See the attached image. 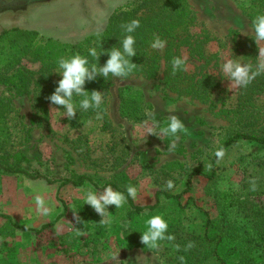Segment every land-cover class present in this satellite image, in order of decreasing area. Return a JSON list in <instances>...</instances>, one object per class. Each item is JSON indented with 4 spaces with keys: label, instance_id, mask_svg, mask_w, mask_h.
Instances as JSON below:
<instances>
[{
    "label": "rangeland",
    "instance_id": "rangeland-1",
    "mask_svg": "<svg viewBox=\"0 0 264 264\" xmlns=\"http://www.w3.org/2000/svg\"><path fill=\"white\" fill-rule=\"evenodd\" d=\"M187 3L194 20L191 31L211 40L205 47L207 59L198 63L204 66L202 72L215 75L220 83L210 98L202 102L164 87V47L157 50L160 69L154 79L112 78L108 90L101 92L100 117H88L84 123L77 120L74 125L63 117L60 106L43 101V94L62 79L55 72L57 61L80 53L88 56L91 47L101 51L100 37L111 16L132 11L137 0H0V163L49 179L84 175L101 183L116 181L123 189L131 184L137 188L135 202L151 205L156 191L177 194L185 189L193 170H206L227 133L264 131V94L232 85L220 71L228 59L249 64L264 60V42L253 41L250 27L264 14V5L259 0ZM159 5L149 3L137 16H149ZM49 43L56 45L47 55ZM78 44L80 53L73 47ZM181 57L187 58L186 51ZM171 115L178 116L187 130L168 151L171 138L148 134V129L154 120L163 126ZM215 170L214 185L192 179L188 197L198 210L180 211L175 203L163 201L154 215L179 219L183 234L193 240L204 235V212L226 221L225 226L244 238H257L258 230L264 233V147L237 142L216 161ZM169 180L174 183L171 190L166 189ZM89 189L93 190L90 186L57 190L43 181L0 176V214L30 229L4 230L0 264H177L173 245L156 252L130 246L137 232L118 228L125 222V205L109 206L103 223L93 209L90 215L82 214ZM36 196L44 199L48 215L37 210ZM59 215L62 218L50 230L35 234ZM6 224L0 219L2 227ZM260 244L254 247L256 257L264 255V243ZM111 254H119L117 260L112 261ZM220 255L228 264L239 258L228 243ZM204 256L206 252L192 264H212Z\"/></svg>",
    "mask_w": 264,
    "mask_h": 264
},
{
    "label": "trees",
    "instance_id": "trees-1",
    "mask_svg": "<svg viewBox=\"0 0 264 264\" xmlns=\"http://www.w3.org/2000/svg\"><path fill=\"white\" fill-rule=\"evenodd\" d=\"M163 1L164 2L161 0H137L138 5L135 6L132 11L118 12L111 16L107 28L100 37L103 43L101 51L106 53L114 47H119L120 41L125 35L121 26L133 19L139 20L140 27L135 33H133L136 38L135 47L137 55L132 58V63L136 64L137 67L135 71L128 76H142L146 79H154L157 76L160 69V56L157 50L150 47V44L154 38L159 37L166 42L164 51V70L161 80L164 87L179 96L206 102L210 98V93L220 87V83L216 79V76L211 73L202 72L201 70L204 69V66L198 64L200 61L207 59L205 47L211 40L209 37L204 36V33H195L191 31L194 20L187 0ZM259 1L264 5L263 0ZM155 2H160V5L157 10L151 13V15L137 16L140 8L149 3L153 4ZM8 33L9 32L6 31L2 34V36L4 37ZM50 43L47 46V55H49L50 51L53 49L52 46L56 45ZM80 46L81 45L78 44L73 47H76L80 53ZM183 50L186 51V59L181 57ZM80 54L82 56H87L83 53ZM176 57L181 58L185 63L182 70L173 73L172 60ZM108 58L109 56L107 54L101 55L98 61L90 56L88 57L91 63H98L99 66H103ZM195 63H197V65H195ZM187 66L191 67V69H187ZM111 80L112 78L104 80L102 77H97L93 81H86L83 87L89 92L93 90L106 92L111 84ZM56 87H58V84H52L51 89L43 94V101L45 103H49L47 97L54 94ZM248 89H256V92L264 94V76H256L246 88H243L244 91ZM103 105L101 112L103 110ZM95 115H97V113L92 110H88L86 112L78 111L76 117L72 120V123L74 125L77 124V120L80 121V123H84L88 117H93ZM240 141L258 144L264 147V131L259 134L237 131L229 132L223 139L220 140L216 150L222 148L225 151ZM17 158H21V156H17ZM216 161L217 158L213 154L209 159V162L212 163L211 169L193 170L189 174V179L186 183L185 189L181 192L177 194H170L164 191H156L153 204L151 205H139L134 199L128 198L127 204H125L127 209L125 222L118 228L124 232H137L138 235H134V237L130 240V246L132 248L156 252L162 249H167L168 246L173 245L175 248L177 264H180L178 259L179 256H183L185 258L184 264H192V260L194 263L200 262L203 252H206V256H204V258L208 263L228 264L224 257L220 255L224 244L228 243L232 246L233 252L236 255L239 254L238 261L235 264H264V255H258L256 257L255 254L257 250H254V247L257 244H260L261 242L264 243V233L258 230L257 238L254 236L244 238L233 232L232 228L225 226L226 224H224V222L226 221L222 219H211L209 214L205 212L204 216L206 217V221L204 226V235L200 239L193 240L190 236H185L181 230L180 220L167 217L165 218L169 225L167 234L173 235L174 240H165L161 242L160 247L155 250L149 249L141 243V233L139 232V228L142 225H145V221L156 213L163 201L175 203L180 211H184L189 208L198 210L199 207L193 199L188 197L191 192L192 179L199 177L205 180L208 184L214 185L216 179ZM0 176H21L30 181H43L48 186H57V190L67 186L77 189L90 186L94 191L102 192L105 187L111 186L113 190L124 192L126 195V189L121 188L116 181L101 183L84 175H73L72 177L49 179L38 172H28L16 166L3 165L0 163ZM90 210L91 208L87 206L82 211V214L85 216L86 214L90 215L88 213ZM61 218L62 215H59L53 222L43 225L38 230H34L35 234H40L44 231L50 230ZM93 218L98 219L96 215L93 216ZM0 219L5 220L7 223L5 227L0 225V236H2L4 230L7 229L8 231H30V229H24L14 224L11 218L7 215L0 214ZM103 231L101 233L102 235L105 233V227ZM189 242L193 244V247L185 251L186 245ZM176 245L180 246L179 250L176 249ZM189 251L192 252L191 255L188 254Z\"/></svg>",
    "mask_w": 264,
    "mask_h": 264
},
{
    "label": "clouds",
    "instance_id": "clouds-1",
    "mask_svg": "<svg viewBox=\"0 0 264 264\" xmlns=\"http://www.w3.org/2000/svg\"><path fill=\"white\" fill-rule=\"evenodd\" d=\"M123 39L120 41L119 47H114L108 52L98 51L97 47H91L88 50V56L80 54L71 55L67 58L61 57L57 61L55 72L62 76L58 81L54 94L47 97L51 105L60 106L63 111V117H67L69 121L73 120L78 111L86 112L92 110L97 113V118L100 117L104 94L100 91L93 90L91 92L84 89L86 81H93L97 77H102L104 80L110 78H125L133 71L137 65L132 63V58L137 55L136 38L133 33L140 27V21L133 19L130 22L123 24ZM250 27L254 30L253 41L255 43L264 42V14L258 15L251 22ZM165 41L156 37L150 44L154 50L163 49ZM264 53V50H261ZM107 54L109 58L103 66L98 63H91L88 57L99 60L101 55ZM184 60L176 57L172 60L173 73L182 70ZM220 71L227 76V80L232 85L240 88H246L252 80L261 73H264V60L258 61L255 64L240 63L235 59H228L220 66ZM59 111V110H58ZM158 129V130H157ZM184 122L176 115H171L164 123L160 125L159 121L154 120L152 128L148 129V134L155 136H166L171 138L172 146L168 151H172L175 142L179 140L180 135L186 132ZM217 162L224 156V150L221 148L214 153ZM207 168L211 169L212 163L209 162ZM252 190H255V181L251 182ZM174 187L173 181L166 182V189L171 190ZM137 197V188L131 184L126 187V195L124 192L115 191L111 186H107L102 192H97L89 189L84 195V205H88L102 218L100 223L105 222L106 215L109 214V206H115L120 209L127 204L128 198L135 199ZM37 210L44 215H48L50 209L45 206V201L41 196L35 197ZM168 222L160 215H153L145 221V230L141 233V243L149 249H158L161 242L174 240V236L168 233ZM77 230V234H80ZM179 250V245L175 246ZM193 247L189 242L186 245L185 251ZM119 255V254H118ZM117 254H111L112 261L117 260ZM180 264H184L185 258L178 257Z\"/></svg>",
    "mask_w": 264,
    "mask_h": 264
}]
</instances>
